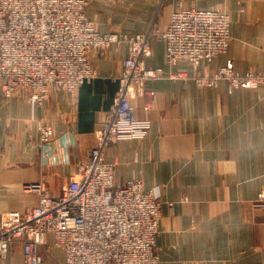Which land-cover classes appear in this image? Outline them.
<instances>
[{
    "label": "crops",
    "instance_id": "1",
    "mask_svg": "<svg viewBox=\"0 0 264 264\" xmlns=\"http://www.w3.org/2000/svg\"><path fill=\"white\" fill-rule=\"evenodd\" d=\"M86 16L100 33L135 35L167 27L184 9H220L231 20L226 53L202 60L198 70L166 63L163 38L151 40L149 68L164 78L147 81L145 97L133 100L136 118L149 120L143 137L117 142L105 151L116 163L117 183L142 179L157 191L162 213L157 251L161 264H264V89L199 88L195 72L213 74L231 63L245 73L264 68V0H86ZM127 43L104 52L91 50L96 77L74 99L53 88L39 105L27 94L6 97L0 86V223L6 212H24L40 203L24 185L42 183L58 197L75 173V163L97 145L96 130L109 116ZM187 78L172 80L171 73ZM149 92H154L151 97ZM152 103L146 111L144 105ZM54 136L41 141V127ZM70 147L64 152V144ZM47 146H50L47 148ZM46 148V150L44 149ZM46 264H64V253L47 238ZM21 245H11L0 264H23Z\"/></svg>",
    "mask_w": 264,
    "mask_h": 264
},
{
    "label": "built area",
    "instance_id": "2",
    "mask_svg": "<svg viewBox=\"0 0 264 264\" xmlns=\"http://www.w3.org/2000/svg\"><path fill=\"white\" fill-rule=\"evenodd\" d=\"M86 4V0H0V86L6 97L26 93L32 105H39L57 88L76 99L78 89L97 74L90 51L129 45L108 119L95 133L97 145L75 163V173L58 197L42 183L24 185L25 192L40 195V203L24 212L3 214L0 255L5 257L18 243L23 264H46L51 235L53 246L64 253V264H161L156 241L163 200L157 191L146 189L142 179L117 183L116 163L106 160L105 151L119 141L143 137L151 128L149 120L136 118L133 104L148 93L147 81L164 78L163 68L146 64L151 40L164 39L167 65L184 61L197 71L202 60L227 52L231 20L220 9L179 6L161 32L100 33L86 16ZM169 78L187 76L175 72ZM191 78L199 88H215L221 81L230 90L264 88V68L240 73L231 63L211 75L195 72ZM151 107V102L144 105L146 111ZM53 136L50 126L41 127L43 144ZM257 202L264 208V193Z\"/></svg>",
    "mask_w": 264,
    "mask_h": 264
},
{
    "label": "water",
    "instance_id": "3",
    "mask_svg": "<svg viewBox=\"0 0 264 264\" xmlns=\"http://www.w3.org/2000/svg\"><path fill=\"white\" fill-rule=\"evenodd\" d=\"M48 147H50V146H47V148ZM68 147H70V143H69V141L67 140L66 142H65V144H64V152L66 153L67 152V150H68ZM45 150H46V148H44Z\"/></svg>",
    "mask_w": 264,
    "mask_h": 264
},
{
    "label": "rangeland",
    "instance_id": "4",
    "mask_svg": "<svg viewBox=\"0 0 264 264\" xmlns=\"http://www.w3.org/2000/svg\"><path fill=\"white\" fill-rule=\"evenodd\" d=\"M218 70V69H217ZM257 69H250V70H248L247 72H249V71H256ZM246 73V72H245ZM261 89H264V88H262V87H260Z\"/></svg>",
    "mask_w": 264,
    "mask_h": 264
}]
</instances>
